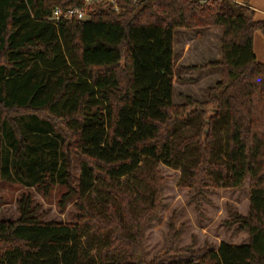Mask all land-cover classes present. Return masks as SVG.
<instances>
[{"label":"trees","instance_id":"obj_1","mask_svg":"<svg viewBox=\"0 0 264 264\" xmlns=\"http://www.w3.org/2000/svg\"><path fill=\"white\" fill-rule=\"evenodd\" d=\"M88 2L85 19L51 20ZM254 15L250 0H0V206L4 182L45 195L65 186L62 204L78 197L74 222L45 221L23 193L16 220L0 215V264H264V64L254 51L264 21ZM212 27L220 58L180 70L220 76L203 100L177 103L176 34ZM161 165L181 171L197 210L210 191L248 182V212H230L248 241L181 247L174 214L149 259ZM173 255L187 257L164 260Z\"/></svg>","mask_w":264,"mask_h":264},{"label":"rangeland","instance_id":"obj_2","mask_svg":"<svg viewBox=\"0 0 264 264\" xmlns=\"http://www.w3.org/2000/svg\"><path fill=\"white\" fill-rule=\"evenodd\" d=\"M89 3V4H88ZM85 5V18L91 8V2ZM219 28L204 30L202 32L186 30L176 34V79L174 100L180 103L184 96L191 95L203 100L208 87L218 80L220 74L213 69H196L192 72H183L184 65L200 67L220 56ZM184 79L187 82L183 81ZM185 82V83H184ZM77 157L73 158V173L78 183L80 165ZM167 184L164 190L163 208L157 220L153 221L146 230L145 246L148 258L152 259L157 251L167 242L170 230V221L175 214L176 228L180 230L179 246H188L199 249L206 243L218 246L222 241L232 244H242L248 241L246 231L239 230V223H232L231 209L246 214L249 207V192L245 186L237 190L224 188L214 189L202 200L200 210L196 209L193 200V191L180 188L178 181L180 170L161 165ZM67 188L55 185L48 195L36 187H25L18 183L4 182L1 190L0 215L2 219L16 220L19 217L18 199L23 193L33 196L34 203L38 205V214L45 221L74 222L77 216V195L69 198L64 204L62 196ZM187 255H173L164 258L165 261L178 260Z\"/></svg>","mask_w":264,"mask_h":264},{"label":"crops","instance_id":"obj_3","mask_svg":"<svg viewBox=\"0 0 264 264\" xmlns=\"http://www.w3.org/2000/svg\"><path fill=\"white\" fill-rule=\"evenodd\" d=\"M234 1H237L240 3L244 2V0H234ZM250 5L255 11V15H254L255 20L264 21V0H250ZM213 28H218V27H212L209 29H213ZM205 30H208V29H205ZM179 31L181 32V31H186V30H179ZM220 42H221V39H220ZM220 46H221V43H220ZM254 51H255V54L258 60L264 64V35L261 31H257L254 35ZM218 58H220V56ZM184 66H189V65H184ZM176 78H175V81H176ZM175 81H174V85H175Z\"/></svg>","mask_w":264,"mask_h":264},{"label":"built area","instance_id":"obj_4","mask_svg":"<svg viewBox=\"0 0 264 264\" xmlns=\"http://www.w3.org/2000/svg\"><path fill=\"white\" fill-rule=\"evenodd\" d=\"M84 7H72L68 9L56 8L51 16V20L60 21L61 19H85Z\"/></svg>","mask_w":264,"mask_h":264}]
</instances>
